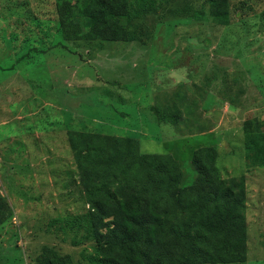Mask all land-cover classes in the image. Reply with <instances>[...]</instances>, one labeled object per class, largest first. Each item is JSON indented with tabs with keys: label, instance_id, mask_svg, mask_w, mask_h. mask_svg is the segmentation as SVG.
I'll use <instances>...</instances> for the list:
<instances>
[{
	"label": "rangeland",
	"instance_id": "374dc122",
	"mask_svg": "<svg viewBox=\"0 0 264 264\" xmlns=\"http://www.w3.org/2000/svg\"><path fill=\"white\" fill-rule=\"evenodd\" d=\"M151 1L135 20L141 40L102 43L63 39L56 0H0V194L13 209L0 264H35L43 245L84 261L95 242L74 246L58 229L87 208L67 130L172 154L181 186L209 146L211 177L245 178L246 259L228 264H264V166H250L243 148L245 120L264 129V0H228L227 25L206 0Z\"/></svg>",
	"mask_w": 264,
	"mask_h": 264
},
{
	"label": "trees",
	"instance_id": "16d2710c",
	"mask_svg": "<svg viewBox=\"0 0 264 264\" xmlns=\"http://www.w3.org/2000/svg\"><path fill=\"white\" fill-rule=\"evenodd\" d=\"M210 17L228 24V0H206ZM57 29L68 41L141 40L135 20L153 10L151 0H56ZM75 15L79 20L75 19ZM156 111L158 106H155ZM174 109L177 110L176 106ZM162 122L179 118L157 115ZM86 211L61 219L59 230L85 243L84 259L74 260L43 245L35 264H228L246 259L244 176L211 177L209 146L192 160L196 176L181 186L178 159L143 153L128 135L67 130ZM216 141L213 140L212 144ZM243 148L252 167L264 166V129L257 119L243 122ZM13 209L0 194V225ZM55 219L51 224H55ZM92 234V235H91ZM85 251V253H83Z\"/></svg>",
	"mask_w": 264,
	"mask_h": 264
}]
</instances>
